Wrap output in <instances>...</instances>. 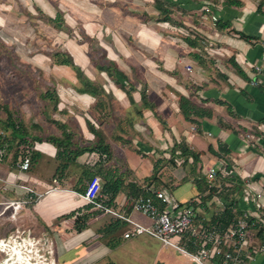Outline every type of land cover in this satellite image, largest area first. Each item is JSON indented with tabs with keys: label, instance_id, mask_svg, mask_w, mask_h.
<instances>
[{
	"label": "crops",
	"instance_id": "crops-1",
	"mask_svg": "<svg viewBox=\"0 0 264 264\" xmlns=\"http://www.w3.org/2000/svg\"><path fill=\"white\" fill-rule=\"evenodd\" d=\"M35 1L43 13L56 17L46 2ZM175 1L176 23L188 25L197 37L211 42L212 55L198 39L196 44L188 43L182 35L170 39L164 23L149 16L158 11L153 10L155 0H78L81 5L73 1L69 5L83 22L92 18L102 27L100 38L90 30H85L86 41L76 36L68 38V44H72L67 50L91 79L99 78L106 85L107 96L102 97L106 103L96 107L92 95L80 93L75 99L86 108L79 114L80 120L71 118L68 106L66 110L52 107L49 113L53 119L59 114V122L78 132L82 145L90 146L95 137L93 131L98 132L111 148V160L108 163L94 155V161L101 159L94 167L85 162V154L65 160L48 139L52 135L61 137L62 130L55 123L52 129L39 122L43 141L36 144L31 168L19 169L12 158L14 150L0 162V178L43 193L23 209L18 220L4 218L0 222L28 224L44 231L53 245L55 264H195L160 241L159 246L154 245L155 238L151 236L126 239L124 233L129 226L124 221L99 216L81 195L91 178L89 170L109 166L126 169V188L116 196L113 208L126 210L146 226L152 224V219L129 207L134 198L129 184L144 183L154 174L156 164L158 172L149 185L174 194L180 187L188 186L193 192L179 201L196 205L199 217L219 219L226 206H233L239 213L254 211L240 175L264 179V0H239V6L214 0L213 9L220 16L216 26L203 11L206 0ZM93 39L99 41L96 49L106 53L135 84L131 96L113 80L99 76L90 56L95 54ZM43 57L39 55V63L50 70L51 77H56L53 61ZM67 73L71 74L61 69L59 77L65 78ZM65 88L70 92L68 86ZM144 89L147 104L143 103ZM183 104L189 118L182 110ZM88 118L96 123L93 128ZM45 144L49 146L47 152L43 149ZM182 144L198 159L190 155L185 164L168 163L169 151ZM220 159L240 173L229 198L220 195L231 188L225 180H221L224 185L220 183L212 191L205 180L208 166L222 167ZM26 195L24 188L9 185L6 190L0 189L1 200ZM77 212L86 217L77 219ZM6 231L4 228L2 232ZM175 241L190 251L199 247L185 239ZM249 246L245 260L239 264H264V240L257 231L250 237ZM221 261L220 256L205 260L206 264Z\"/></svg>",
	"mask_w": 264,
	"mask_h": 264
},
{
	"label": "built area",
	"instance_id": "built-area-1",
	"mask_svg": "<svg viewBox=\"0 0 264 264\" xmlns=\"http://www.w3.org/2000/svg\"><path fill=\"white\" fill-rule=\"evenodd\" d=\"M202 8L207 12L206 18L211 20L213 26H216L220 16L214 11V4L208 2ZM180 33L186 36H197L192 29H180ZM202 41L207 53L212 55L214 45L207 40ZM188 69L191 70V67L188 66ZM247 137H250V134H247ZM182 162L183 159H177V163ZM221 163L220 168L215 165L206 168V180L210 190L216 186L220 174L221 178L225 179L226 185L230 187L234 186L240 175L234 166L229 168L226 160L222 159ZM30 165L29 156L18 163L19 169L25 171L29 170ZM240 177L247 198L254 205V211L240 213L222 232L217 231L215 226H211L210 220L204 216H198L196 205L179 201L172 191L165 188L146 186V190L151 194H140L129 202V207L152 219L150 226L134 220L124 209H115L101 202L99 198H102V182L98 175H94L88 181L81 195L88 206L99 210V216H109L124 221L129 226L124 233L126 239L141 235L151 236L159 240L163 246L180 251L195 264H206L205 260L216 256L222 257L220 264H239L245 260L250 250V237L259 227V223L264 224V179L242 175ZM0 182V189L6 190L11 185L14 188H24L27 193L24 198L0 199V221L4 218L10 221L18 220L23 209L43 195L37 189L8 179L0 178ZM6 223L0 222V225ZM176 238L190 240L199 247L195 252L190 251L177 243ZM0 264H55L54 248L44 232L37 236L31 226H18L14 232L8 230V235L0 236Z\"/></svg>",
	"mask_w": 264,
	"mask_h": 264
},
{
	"label": "rangeland",
	"instance_id": "rangeland-1",
	"mask_svg": "<svg viewBox=\"0 0 264 264\" xmlns=\"http://www.w3.org/2000/svg\"><path fill=\"white\" fill-rule=\"evenodd\" d=\"M43 1L46 2L49 9L56 12L55 16L57 11H61V13L65 15V17H63L64 20L61 18L63 22H65L64 24L67 25L65 29L53 24L50 19L54 17L43 13L36 5L37 3L35 0H0V125L1 121L5 120V118L10 115L19 122L25 121L30 128H33L32 125L35 123L41 122L55 129L53 122L46 116H43L45 110L43 106L44 101L40 96V93L45 91L47 85L51 83V73L49 69L39 63L40 59L37 58L39 55H44L43 58L49 59V56L54 52H69L67 48H69L72 43L68 44V38L76 36L86 41L87 34L85 30L94 32L96 34L95 36L100 38V34L98 33L102 29L100 23L95 22L92 18L89 19L88 22H83L84 20L76 16L69 6L72 4L71 1L77 6L81 5L78 3V0ZM158 1L160 0H155L153 3L151 2L154 7L153 10L157 8ZM169 1L172 4V9L174 11L178 10L177 2L175 0ZM208 2H212V0H206L204 5ZM38 15L39 17H37ZM149 16L153 21L162 22L163 15H159L158 11L156 14H149ZM164 25L166 26L164 28H166L170 39H175L179 35L186 36L180 33V29H192L184 24L176 25L168 23ZM98 42V40L93 39V47H95L93 51L95 50V57L101 59L103 52L96 49V46H99ZM36 59L38 62L35 61ZM61 69L65 72L70 71L71 74L67 73L69 75L65 78L59 77V74L52 70V72L58 76V80H64V82L58 83L60 84L58 85V95L60 98L58 106L65 110L69 107L71 110L69 113L71 118L78 119L79 114L86 111L81 101L75 99L79 98L81 94L76 93L74 88H68L70 92L65 91V87H67L65 85L78 87L81 84L78 81L69 83L71 80H74L75 73L67 68ZM45 112L47 111L45 110ZM50 115L52 117V114ZM59 118L62 117L57 114L55 119L60 121ZM47 122L50 124H47ZM42 131L41 129V132ZM48 147L47 144L44 145V152L48 151ZM192 192L193 191L191 189L189 190L188 186L184 185L178 189L175 195L178 199H183L191 195ZM9 224L11 223L7 222L4 225H0V236L8 235L9 228L10 231L14 232L19 226L12 223L10 227ZM28 226L31 225L27 224L23 227ZM4 228L7 230L6 233L2 232ZM32 228L37 236H40L41 233L44 232L38 231V229L34 227ZM153 240L156 243L154 245L159 246V240Z\"/></svg>",
	"mask_w": 264,
	"mask_h": 264
},
{
	"label": "trees",
	"instance_id": "trees-1",
	"mask_svg": "<svg viewBox=\"0 0 264 264\" xmlns=\"http://www.w3.org/2000/svg\"><path fill=\"white\" fill-rule=\"evenodd\" d=\"M214 0L212 1V3ZM226 2L230 5H237L239 6L241 2L239 0H226ZM215 3V2H214ZM157 9L160 12L159 15L162 16V22L164 24H176V18L174 17L175 11L172 9V4L170 1L167 0H160L157 3ZM261 9V7H260ZM65 15L61 13V11H57L56 17L51 18L53 24H56L57 27L60 28H66L67 25L63 22ZM63 18V20L61 19ZM183 25V24H182ZM226 26V24H223ZM188 30V29H187ZM241 36L246 37L244 34H240ZM184 37L190 44H196L197 42L195 39H198V41H202L199 37L194 36H181ZM204 49V48H203ZM92 58V62L96 66V68L99 71V76L108 77L109 80H113L116 85L124 90L126 93H128L131 96L132 90L136 89V86L133 82L129 80V77L126 75V73L121 70L118 66V64L110 59L107 58L106 53L102 54L101 59L96 58L94 53L90 54ZM53 61L54 66V72L59 74L61 72V68H67L70 69L72 72L75 73L74 80L71 83L79 82L81 85L76 87L73 85H67L68 88L75 87L74 91H78L79 93H87L89 95H92L95 98L96 107L104 106L106 103V100L102 99V97L107 96V88L106 85H104L99 78L91 79L83 70V68L75 61L74 56L70 52H54L49 56ZM235 65V63H233ZM238 67V66H236ZM239 73L243 74L241 70H239ZM103 77V78H104ZM58 76L51 78V83L47 85V88L45 91H42L40 93L41 98L44 101V108L47 112L43 113V116H46L50 121L55 123L61 130L62 135L61 137L52 135L48 139L50 142L54 143L58 147V156H63L65 160H69L71 157L73 159L77 158L79 155L85 154L86 159L85 162L91 166L94 167L95 164L98 161H94L92 155H99L100 157H103L104 160H106L108 163L111 160V148L108 144H106L104 141L101 140V136L98 132L95 130L93 131L95 137L93 138L92 144L89 145H82L80 143L84 142L82 137H79L78 132H74L70 129H68L67 124L59 122L58 120H55L51 117L49 111L51 109H58L59 106V95H58V83L64 82V80H58ZM105 79V78H104ZM108 80V81H109ZM108 85L110 84V81L108 82ZM126 83H125V82ZM57 85V86H56ZM63 85V84H62ZM72 89V88H71ZM75 91V92H76ZM145 89L142 92L143 96V103L147 104L145 101ZM53 107V108H52ZM153 107V106H152ZM186 118H189L187 115V111L185 110V105L183 104L182 108ZM88 123L91 126V128L96 125V123L88 118ZM0 162H3L4 159H7L8 154L11 153V150H14L12 158L15 159V163H19L21 159H24L25 157L29 156L31 165L33 162V156L35 154L36 150V144L38 142H42L43 136L38 132V130L41 128L40 123H35L32 125L33 128H30L28 124L23 122H19L17 119L13 118L9 115V117L5 118V120L1 121L0 125ZM37 130V131H36ZM10 132V133H9ZM95 138L99 140L96 144H94ZM103 139V138H102ZM62 149V150H61ZM169 156L166 157L168 163L170 164H177V159L181 158L183 159L182 164H185V162L188 160V157L190 155H193L195 160L198 159V156L194 153H192L189 148H187L184 144L180 146H176L172 150L169 151ZM221 160V159H220ZM106 162V163H107ZM104 163V164H106ZM229 168L231 167V164L228 162ZM30 165V168H31ZM109 165V164H108ZM29 168V169H30ZM92 171V170H91ZM126 169L121 170L120 166L117 167H110L109 168H103L99 169L98 171H88L90 173L89 175L91 178L94 175H98L101 178L102 187H101V194L102 198H99L101 202H103L105 205L113 207L114 206V200L119 192H121L124 188H126ZM158 172L157 164L155 166V172L154 174L147 179L144 183L139 182H133L129 184L130 192L133 194L132 197H137L140 194L149 195L151 194L150 191L146 190V186H150L152 180L156 177V174ZM97 173V174H96ZM219 181H217V185L214 188H218L220 183L224 185V182L221 180H225L221 178V174L219 175ZM90 178V179H91ZM157 179V178H156ZM206 180V178H205ZM206 184L208 185V182L206 180ZM219 184V185H218ZM235 186L229 188L228 192L219 193L224 198H229L230 193L233 192ZM86 188V187H85ZM85 188L82 190L84 191ZM213 188V189H214ZM212 191V190H211ZM223 194V195H222ZM91 208V207H90ZM97 213H99V210H95ZM79 214V212H77ZM223 217L219 218L214 217L213 220L210 221L211 226H215L217 231H224L226 230L229 225L232 223V220L236 216H238L240 213L237 212L233 206H226L225 213H223ZM82 215V214H81ZM85 214L80 217V214L77 216V219L85 218ZM81 223V222H77ZM79 229V227H78ZM257 234L260 235L264 240V224L259 223V227L256 228ZM189 243L192 241H188ZM195 247V246H194ZM197 251V247H195ZM192 249V248H191Z\"/></svg>",
	"mask_w": 264,
	"mask_h": 264
}]
</instances>
